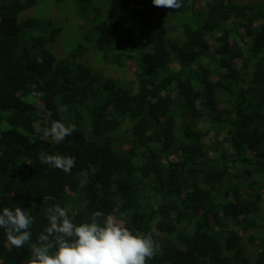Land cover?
Masks as SVG:
<instances>
[{
  "label": "trees",
  "instance_id": "16d2710c",
  "mask_svg": "<svg viewBox=\"0 0 264 264\" xmlns=\"http://www.w3.org/2000/svg\"><path fill=\"white\" fill-rule=\"evenodd\" d=\"M63 1L72 14L52 16ZM91 51L96 65L77 59ZM48 112L73 134H37ZM56 204L154 229L147 264H264V0H0V210L34 218L22 248L0 229V264L30 257Z\"/></svg>",
  "mask_w": 264,
  "mask_h": 264
},
{
  "label": "clouds",
  "instance_id": "9594fccd",
  "mask_svg": "<svg viewBox=\"0 0 264 264\" xmlns=\"http://www.w3.org/2000/svg\"><path fill=\"white\" fill-rule=\"evenodd\" d=\"M156 7L180 9L184 0H152ZM67 106H65V110ZM46 114L44 127L37 126L35 132L57 143L71 136L74 124H65L51 119ZM41 164L70 173L76 166L72 156L61 154H39ZM48 227L31 243L30 257L23 264H147L159 247L153 231L134 233L112 214L95 211L90 221L75 223L69 210L60 204L45 210ZM103 217V220L100 218ZM34 218L21 206L0 210V229L7 242L22 248L32 240L31 226Z\"/></svg>",
  "mask_w": 264,
  "mask_h": 264
},
{
  "label": "rangeland",
  "instance_id": "374dc122",
  "mask_svg": "<svg viewBox=\"0 0 264 264\" xmlns=\"http://www.w3.org/2000/svg\"><path fill=\"white\" fill-rule=\"evenodd\" d=\"M69 2L70 1H65L64 3H61V7L59 6V8H58V9H61V11L58 10L56 7L54 9H50L52 16L57 17L59 15L58 17H60V16L63 17L65 14H72L71 12L73 11V9L71 7H69L67 9L69 11L68 13H66L67 10L64 12V9H63V8H66L67 7V3H69ZM44 9H46V8H44ZM47 9H49V6H48ZM28 10H30V9H28ZM32 12H34V8H32L28 13H32ZM77 19L78 18L74 17V19L72 21L68 20L67 21V24H63V26H66L67 27V26L71 25V27H73V26H75V23H78L77 22ZM67 28H69V31H70V27H67ZM69 33H68V35L65 34L66 37L63 36V35H60V37H58V40L52 44V49L55 52V54H57L56 51H58L59 53L65 52L63 46L65 47L66 43L68 45H72V43L74 44L75 42L81 40V38L79 37V29L77 27L73 30L72 33H70V34ZM66 40H67V42H66ZM58 44H59V46H57ZM78 55L79 56H77V59L79 61L84 62L86 64H89L91 66L96 65L97 61H99L98 55L95 54L93 51L88 52L86 54L79 53ZM115 74L122 75V76H128L129 77L132 74V71L131 70L126 71L125 69H119V70L116 71ZM262 215L264 216V204H263ZM260 219H262V218H257L256 219V221H257L256 224L257 225L248 227V230L245 232L246 235H248L250 233H253V232L260 231V228L262 227L261 226V220ZM244 241H245V244L247 246V249L249 250L250 247L252 246V243H250L248 239H245Z\"/></svg>",
  "mask_w": 264,
  "mask_h": 264
}]
</instances>
